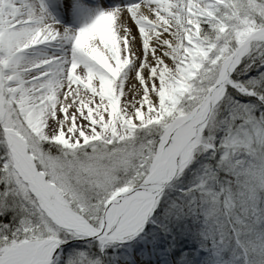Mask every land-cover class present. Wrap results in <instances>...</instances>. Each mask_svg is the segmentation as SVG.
I'll use <instances>...</instances> for the list:
<instances>
[{
    "label": "snow or ice",
    "instance_id": "1",
    "mask_svg": "<svg viewBox=\"0 0 264 264\" xmlns=\"http://www.w3.org/2000/svg\"><path fill=\"white\" fill-rule=\"evenodd\" d=\"M0 264H264V0H0Z\"/></svg>",
    "mask_w": 264,
    "mask_h": 264
}]
</instances>
